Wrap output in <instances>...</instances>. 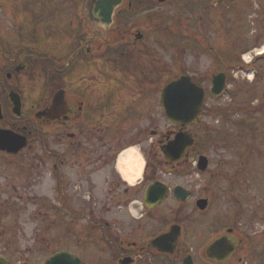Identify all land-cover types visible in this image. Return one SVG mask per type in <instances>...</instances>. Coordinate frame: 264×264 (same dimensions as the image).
I'll use <instances>...</instances> for the list:
<instances>
[{
    "label": "flooded vegetation",
    "instance_id": "flooded-vegetation-1",
    "mask_svg": "<svg viewBox=\"0 0 264 264\" xmlns=\"http://www.w3.org/2000/svg\"><path fill=\"white\" fill-rule=\"evenodd\" d=\"M13 1L16 10L14 3L11 10L8 3L0 4V131L13 134L21 148L0 150L5 181H0V195L12 192L21 201L33 191L37 210L61 218V228L46 226L60 243L54 250V241L48 243L46 258L66 251L92 264L83 255L98 251L104 258L95 264L264 263V227L258 232L255 220L242 223L234 214L232 223H215L214 188L222 163L209 158L207 169L200 170L201 139L195 130L208 129L203 120L209 112L216 116L214 110L205 108L192 126L170 123L160 102L164 87L176 77L167 73L164 56L153 66L155 55L168 50L171 33L185 26L195 35L203 13L217 8L218 1L75 0L64 10L57 4L66 0H26L28 8L17 6L25 0ZM53 6L58 9L51 11ZM58 92L63 102L54 106ZM155 105L163 126L152 119ZM186 131L194 146L178 160L167 158L162 146ZM133 140L144 147V165L131 182L118 159ZM247 158L241 157L244 176L251 166ZM197 174L209 177L201 183ZM235 175H223L233 213L244 211L250 196L236 193ZM250 178L244 189L254 186ZM154 182L166 191L156 185L157 196L146 204ZM203 199L205 210L199 208ZM96 208L114 209L118 218L90 223L85 212ZM12 209L8 197L0 199L1 218ZM206 216L211 223H202ZM112 226L117 229L109 233ZM6 252H0L2 264L11 263Z\"/></svg>",
    "mask_w": 264,
    "mask_h": 264
},
{
    "label": "rangeland",
    "instance_id": "rangeland-1",
    "mask_svg": "<svg viewBox=\"0 0 264 264\" xmlns=\"http://www.w3.org/2000/svg\"><path fill=\"white\" fill-rule=\"evenodd\" d=\"M27 1L19 2L17 6L28 8L29 2L27 3ZM72 1L75 0H66L57 4V7L63 10L72 7ZM231 1L225 14L221 12L224 9H221L220 5L213 11L204 12L195 35L190 33L185 26L182 31L176 30V33H171L168 50L159 49L161 52H158L153 58V66L161 65L164 56L166 64L168 63L167 73L171 77L191 74L197 79L200 78L208 91L206 109L214 110L217 116L210 115L211 112L207 113L203 124L208 125V129L203 131V125L200 129L195 130L201 139L197 156L206 155L215 165L218 162L222 163L216 188H214L216 189L214 190L215 206L213 208L215 223H232L234 214V219L238 218L242 223L255 220L256 231L261 232L264 227V55L258 57L252 66L257 70V74L255 70L252 74L253 72L247 70L245 66L236 64H241V61L245 63L242 57L248 53H251L252 59H254L257 50L264 47V0ZM1 3H4V8L8 3V8L11 10L14 1L0 0ZM57 7L53 6L51 11ZM13 8L16 10L15 3ZM0 22L3 23V20ZM188 42L191 46L185 45ZM245 51L247 52L244 54ZM242 53V60H240L239 56ZM96 69L97 66H94L92 72ZM220 71L228 72V86L223 96L214 98L210 94L212 79ZM153 108L152 119H159V124L163 126L164 122L160 113L155 111V109L159 111L157 105ZM223 113H226L233 121H226V118L220 117ZM217 119L221 121L215 122ZM244 120L245 124L242 126L233 124ZM131 143H136L135 146L140 152L141 146L143 147L142 143L138 140H133ZM243 156H247V160L251 159V166L245 171L246 176L254 177V179L250 178L254 186L250 185L245 189L243 182L246 176L239 173L244 172L241 164ZM128 169L130 170V168ZM8 170L11 169L5 171L10 172ZM227 172L236 173L235 181L240 182L236 193L243 194L245 192L247 196L250 195L249 202H245L246 207L242 208L244 211L236 208L233 213L230 208L229 189H226L227 178L223 176ZM195 177H200L199 180L203 183L208 179L209 174L201 176L197 174ZM0 181L5 183L4 175H0ZM29 193L31 194H24L25 200L21 201L12 192L0 195V199L3 201H6L8 197L9 207L15 208L12 209L14 212L9 211L8 215L11 217H0V252L7 248L6 253L12 264H40L49 252L48 243L54 241L53 234L46 229L47 224L57 223L52 227L61 228V218L55 219L57 215L54 212L37 210L35 206L37 203L33 201L34 193L33 191ZM19 204L20 210L16 208ZM258 206L260 209L257 208ZM253 211L256 213L253 214ZM133 213H136L135 210ZM123 214L125 218L131 217L128 212ZM118 215L119 212L114 209L110 212L100 211L96 208L93 212H85L84 218L91 223L104 216L108 220H115ZM211 221V218L207 216L202 219V223H211ZM64 226L67 225L64 224L62 227L63 230H66ZM116 229L112 226L109 233H113ZM56 244L60 245L54 241L53 250ZM93 254L85 253L83 258L92 264L98 263L104 258L98 251Z\"/></svg>",
    "mask_w": 264,
    "mask_h": 264
},
{
    "label": "water",
    "instance_id": "water-1",
    "mask_svg": "<svg viewBox=\"0 0 264 264\" xmlns=\"http://www.w3.org/2000/svg\"><path fill=\"white\" fill-rule=\"evenodd\" d=\"M226 87V74L220 73L214 77L212 93L215 96L221 95ZM206 93L203 88L196 85L190 76H182L179 79L170 82L164 89L162 97V108L165 116L170 122L180 123L184 126L195 124L199 112L203 108ZM60 102H63L61 93L58 92L54 98V106H57ZM18 142V143H17ZM194 145V139L187 132H181L176 135V138L163 146V152L168 158L174 160L182 158L187 149ZM20 143L13 134L0 131V150L8 152H17L20 150ZM208 158L201 156L200 163L201 169L205 170ZM158 186L161 193L165 192V188L156 183L150 187L147 193L146 201L154 198L157 194H154L153 188ZM182 189L180 186L176 188L178 191ZM201 208H205L206 201L202 200ZM161 239V238H160ZM221 242L218 240L214 245L210 246L209 250L216 249L215 246ZM0 264L1 261H0ZM3 264H6L4 262ZM43 264H84V262L69 252H59L54 254Z\"/></svg>",
    "mask_w": 264,
    "mask_h": 264
},
{
    "label": "bare ground",
    "instance_id": "bare-ground-1",
    "mask_svg": "<svg viewBox=\"0 0 264 264\" xmlns=\"http://www.w3.org/2000/svg\"><path fill=\"white\" fill-rule=\"evenodd\" d=\"M258 53L261 55L264 54V47L257 50ZM245 59L247 61L251 60V54H245ZM118 168L121 171V173L131 182H134L137 177L141 175V171L143 169V159L141 154L139 153L138 149L136 147H131L127 150H125L119 157L118 161ZM135 169L133 170V173H131V170L129 169Z\"/></svg>",
    "mask_w": 264,
    "mask_h": 264
}]
</instances>
